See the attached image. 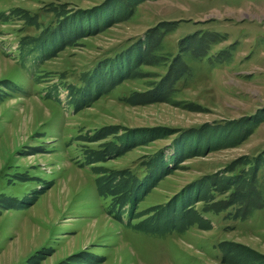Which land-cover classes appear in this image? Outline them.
<instances>
[{"label":"rangeland","instance_id":"1","mask_svg":"<svg viewBox=\"0 0 264 264\" xmlns=\"http://www.w3.org/2000/svg\"><path fill=\"white\" fill-rule=\"evenodd\" d=\"M260 11L264 0H0V264H264ZM176 58L187 72L161 95ZM92 72L122 77L92 98ZM80 96L91 103L75 111ZM115 138L130 147L86 164ZM157 152L150 189L107 214L97 178L144 179ZM169 202L201 221L138 227Z\"/></svg>","mask_w":264,"mask_h":264},{"label":"trees","instance_id":"2","mask_svg":"<svg viewBox=\"0 0 264 264\" xmlns=\"http://www.w3.org/2000/svg\"><path fill=\"white\" fill-rule=\"evenodd\" d=\"M137 41H138L136 43L137 45L141 44V41H139V40H137ZM126 49H129V47ZM137 51H139V50L136 48V52ZM122 53H119V55H121ZM136 56H137L136 57L137 62L138 63L141 62L139 57H142V55H140V53H139ZM122 57L124 59L125 55L119 56L115 62L111 61L110 64L115 63L116 65H119V63L122 61V59H121ZM129 60L131 61V59L128 58V61H127L128 64L130 63ZM173 64H174V66L180 64L181 71L172 72L174 68L169 67V69H170L169 72L163 77L162 81L158 83L159 87L163 86L165 88V91H163V92H162V90H160L162 92L161 95L164 94L165 92H168L167 88L162 83L167 84V82L169 80H173L172 82H174V81H176V79L179 76H182L187 72L185 65H183V63L178 58H176L173 61ZM111 68H112V66H111ZM98 69L99 68L95 69V71ZM130 70L131 69L126 68V72H129ZM94 74H95V72H92L90 74L91 81L89 82V83H93L91 85H96L95 90L93 92H91V93H93V96L95 95L94 97L92 96V98H95L99 94H103L105 92V90H104L105 87H107V89H108L111 83L115 82L116 79H119L120 77H122V76H119V77L112 76L111 78H109V81L107 83L102 84V83L98 82L96 79H94ZM167 86H168V84H167ZM71 96L74 99L75 93H73ZM87 96L89 97V95H87ZM87 96H80L78 99H76V102L72 103L75 111H77V109H79L83 106L89 105L91 103V100ZM162 97L164 98V96H162ZM162 97H160V98H162ZM178 138L176 140H178ZM109 144H112L114 148H111L108 154H106V150L95 151L93 153L94 154L93 156H96V157L92 156L91 159L89 158L90 160L88 162H86V164L87 163L93 164V162H95L96 160H99L101 157L107 158L108 155H117L122 150H126L127 148L130 147L129 145H127V143L125 141H123V140L120 141L117 138H115L114 140H111ZM107 146L108 145H106V147ZM98 152L103 153V156L101 154V157H99L100 153H98ZM163 156L164 155L160 152L154 153V154L150 155V157H148L147 161L142 162L140 164L139 170L145 172V178L144 179H139V178L135 177L132 174V172L129 170H123L119 174H109L108 173L107 176H101L100 178H97L95 184L97 186L99 197L108 196V195L111 196L112 207L110 206L106 209L107 214H110L112 217H120L119 213H120V210L122 209V207L124 205H127L129 207V210L133 206L136 205L138 199L144 193H146L150 189V187L153 185V182H154L153 181L154 180L153 174L156 173V171H157V169H155L156 168L155 165H158L157 161L159 159H161ZM171 160H172V156H171V158H169L168 161H164V162L162 161V164H163L162 167L166 168L167 165L169 164V161H171ZM228 179L229 180L237 179V177H229ZM216 182L217 181L211 182V183L216 184ZM112 183H113V185H111ZM149 184H151V185L148 188ZM203 186H204L203 180L199 179V180L194 181L193 184H190L188 186V188H191L192 190H194V189L198 190L199 189V191H201V190H203ZM209 186L213 188L211 190L215 191L217 189V186H215V185L209 184ZM172 202H169L165 206L163 205V206H160V207L155 209L156 214L159 216V218L155 221L154 224H153V222H151L152 225L150 227H142L140 225H138V227L141 228L142 230L148 232V233H152V232L153 233H166V231H170V230H175V231L180 232V231L187 229L188 227H190L195 222L201 221L200 215H198L196 212H194V213L191 212L186 207H185V209L181 210V213L179 215L180 219L177 220L179 217L177 215V211L173 208V204H175L176 201H175V203H172ZM160 212H162V213H160ZM165 214H166L167 218L164 219L163 216ZM218 249H220L219 251H221L220 254L221 253L223 254V256L221 254V260L223 261L227 254L223 251V249L220 246Z\"/></svg>","mask_w":264,"mask_h":264},{"label":"crops","instance_id":"3","mask_svg":"<svg viewBox=\"0 0 264 264\" xmlns=\"http://www.w3.org/2000/svg\"><path fill=\"white\" fill-rule=\"evenodd\" d=\"M252 17H253V19L257 20L258 23L260 24V22L262 20H264V12L260 11V13H254V14H252Z\"/></svg>","mask_w":264,"mask_h":264}]
</instances>
